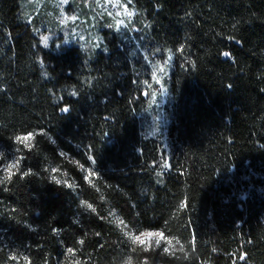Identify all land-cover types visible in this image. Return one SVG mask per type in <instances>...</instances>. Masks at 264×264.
Segmentation results:
<instances>
[{
  "label": "trees",
  "instance_id": "1",
  "mask_svg": "<svg viewBox=\"0 0 264 264\" xmlns=\"http://www.w3.org/2000/svg\"><path fill=\"white\" fill-rule=\"evenodd\" d=\"M22 1L0 0V150L23 157L0 184V264H264V0H130L146 54H171L164 137L142 132L133 43L102 19L99 48L44 47ZM143 232L172 246L125 235Z\"/></svg>",
  "mask_w": 264,
  "mask_h": 264
},
{
  "label": "rangeland",
  "instance_id": "2",
  "mask_svg": "<svg viewBox=\"0 0 264 264\" xmlns=\"http://www.w3.org/2000/svg\"><path fill=\"white\" fill-rule=\"evenodd\" d=\"M22 4L26 19L37 21L40 37L48 36V45L60 34L64 44L92 45L99 48L101 38L98 27L102 19L110 23L123 40L133 43L142 54V63L147 66L143 72L146 97L141 116L142 132L147 137L165 136L169 123L166 106L169 99L167 81L171 60L156 54L157 52H152V57L146 54L147 47L142 42L136 10L130 0H69L67 4H63L62 0H23ZM118 21L123 23L117 26ZM161 67L165 69L164 72L159 71ZM11 162L9 155L4 153L0 158V176L5 175L4 169ZM150 234L158 233L143 232L135 237L142 243H147L145 237Z\"/></svg>",
  "mask_w": 264,
  "mask_h": 264
},
{
  "label": "snow or ice",
  "instance_id": "3",
  "mask_svg": "<svg viewBox=\"0 0 264 264\" xmlns=\"http://www.w3.org/2000/svg\"><path fill=\"white\" fill-rule=\"evenodd\" d=\"M68 2H69V0H62V3L63 4H67ZM128 15H131V13H128ZM61 22L63 23L64 21H61ZM121 23H123V21H118L117 22V26H119V24H121ZM40 42L44 45V47H47L48 46V42H49L48 36H41L40 37ZM157 51H159V49H157ZM230 55L231 54L229 52H227V51L223 53V56L224 57H230ZM168 59L171 60V54H169ZM159 71L160 72H164L165 69L163 67H161V68H159ZM45 75H46V73H45ZM153 77H155V71L153 72ZM71 95L72 96H76L77 93L76 92H72ZM60 111L63 112V113H68L70 111V108L68 106H65V107H62L60 109ZM40 134L41 135H47V133H43V132L40 133ZM34 139H35V134L34 133H31V132L28 133L27 135H17L15 137L16 143L22 144L24 146V148H27L29 150H31L32 147H33L32 141ZM49 139H51V138L49 137ZM52 142L55 143L54 140ZM16 151L19 152L20 149L17 148ZM61 155H63V153H61ZM3 156H4V153L3 152H0V158H2ZM89 157H90V159H89ZM22 159H23V157H18V159L17 158H14L11 163H9V164L6 165V167L4 169L5 175L2 178H0V184H4L6 181H9L11 179V176L13 175V170H16V171H19L20 170V165H21V160ZM88 159H89V161H91V163L93 165L95 164L96 161H95V159L93 158L92 155H89L88 156ZM73 163H76V164L79 165V162L78 161H73ZM79 166L81 167V169H84V166L83 165H79ZM165 166H167V165H165ZM84 170L88 172V175L89 176H93V175L96 174L92 169H84ZM57 171H58V168L53 167L51 169V172L52 173H56ZM30 173H31V169H28L27 171H24L22 173V177L23 176H27ZM64 175H66V173ZM51 177H52V179L54 180L55 183H60V179H57V176L56 175H52ZM85 178L88 179L87 176ZM65 186H67L68 188H73L74 187L73 184L68 183L67 181H65ZM81 206L83 208L87 209V210H91L92 212H95L96 211V209L92 206V204L88 203L87 201H83L82 204H81ZM116 222L118 224H122L123 223V221L119 220V218H117V221ZM54 231L58 232V230H54ZM125 235H128L129 238L131 240H133V242H135V243H142V241L140 239H138L135 236H132L130 233H125ZM145 239L148 240V243L144 244L145 250H147L148 248L152 247L153 244L158 247L161 244L162 241L165 242L166 244H168L169 247L172 246V240L166 238L163 233L150 234L147 237H145ZM81 243H83V241H81ZM177 243H179V242L177 241ZM169 247H165L163 249V251L168 252L169 251ZM13 259H15V257H13ZM24 259L27 260V257H25Z\"/></svg>",
  "mask_w": 264,
  "mask_h": 264
},
{
  "label": "clouds",
  "instance_id": "4",
  "mask_svg": "<svg viewBox=\"0 0 264 264\" xmlns=\"http://www.w3.org/2000/svg\"><path fill=\"white\" fill-rule=\"evenodd\" d=\"M126 264H133L132 259L129 258V259L126 261Z\"/></svg>",
  "mask_w": 264,
  "mask_h": 264
}]
</instances>
